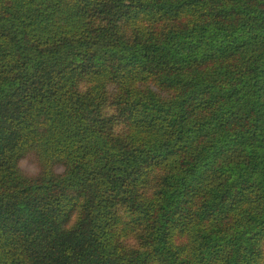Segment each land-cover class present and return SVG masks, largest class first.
<instances>
[{"label": "trees", "instance_id": "16d2710c", "mask_svg": "<svg viewBox=\"0 0 264 264\" xmlns=\"http://www.w3.org/2000/svg\"><path fill=\"white\" fill-rule=\"evenodd\" d=\"M0 264H264V0H0Z\"/></svg>", "mask_w": 264, "mask_h": 264}, {"label": "rangeland", "instance_id": "374dc122", "mask_svg": "<svg viewBox=\"0 0 264 264\" xmlns=\"http://www.w3.org/2000/svg\"><path fill=\"white\" fill-rule=\"evenodd\" d=\"M20 167L23 173L29 177H37L41 170L33 154H29L26 159H23ZM57 172L61 173L62 169L57 168Z\"/></svg>", "mask_w": 264, "mask_h": 264}]
</instances>
